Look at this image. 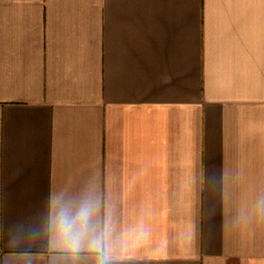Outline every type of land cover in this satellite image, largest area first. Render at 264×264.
Wrapping results in <instances>:
<instances>
[{
  "label": "crops",
  "instance_id": "1",
  "mask_svg": "<svg viewBox=\"0 0 264 264\" xmlns=\"http://www.w3.org/2000/svg\"><path fill=\"white\" fill-rule=\"evenodd\" d=\"M0 264H264V0H0Z\"/></svg>",
  "mask_w": 264,
  "mask_h": 264
},
{
  "label": "clouds",
  "instance_id": "2",
  "mask_svg": "<svg viewBox=\"0 0 264 264\" xmlns=\"http://www.w3.org/2000/svg\"><path fill=\"white\" fill-rule=\"evenodd\" d=\"M56 223L70 250L78 252L83 240L95 230L93 207L89 203H83L75 212L62 210Z\"/></svg>",
  "mask_w": 264,
  "mask_h": 264
}]
</instances>
